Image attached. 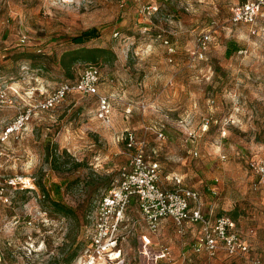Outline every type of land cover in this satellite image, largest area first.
Returning <instances> with one entry per match:
<instances>
[{"label": "rangeland", "instance_id": "rangeland-1", "mask_svg": "<svg viewBox=\"0 0 264 264\" xmlns=\"http://www.w3.org/2000/svg\"><path fill=\"white\" fill-rule=\"evenodd\" d=\"M240 1L0 0V129L60 80L79 76L85 63L75 64L70 77L53 60L74 46L67 36L96 26L99 34L87 44L115 53L98 62V90L112 108L109 123L96 115L95 94L74 91L54 108L34 112L18 137L3 144L0 179L29 175L35 187L13 188L9 201L0 200V264H61L85 246L93 204L133 151L124 139L130 129L144 139L162 174L183 173L184 183L199 190L214 212L231 216L244 232L253 228L252 249L264 258V184H256L249 166L251 158H264V12L252 33L247 24L229 21L231 5ZM145 2L159 9L144 15L139 8ZM203 31L211 40L199 58L194 50ZM230 40L238 49L226 55ZM37 180L49 199L60 198L74 214L51 211ZM43 210L54 223L44 221ZM125 217L122 230L136 220L121 243L128 261L147 264L144 251L152 254L157 246L151 242L158 241L176 259L187 253L185 264L212 262L195 255L191 236L175 226L149 233L136 202ZM217 264L252 263L222 255Z\"/></svg>", "mask_w": 264, "mask_h": 264}, {"label": "built area", "instance_id": "built-area-1", "mask_svg": "<svg viewBox=\"0 0 264 264\" xmlns=\"http://www.w3.org/2000/svg\"><path fill=\"white\" fill-rule=\"evenodd\" d=\"M60 1L69 4L76 0ZM157 10L158 5L153 2H145L139 8L140 13L148 16ZM263 12L264 0L236 2L230 7L229 21L247 24L250 31L255 33L256 20ZM210 40V31L200 33L196 38L194 55L196 54L199 58L204 57ZM21 41H24V38H21ZM164 42L167 43L168 40L166 39ZM168 48L172 50V47L168 46ZM99 80V66L86 65L76 79L62 80L41 98L27 103L0 129V154L3 153V144L10 138L18 137L20 130L34 112L54 108L70 92L95 94L96 115L103 122L109 123L112 108L109 97L98 90ZM204 125L205 128L207 120ZM156 134L164 137V133L158 128ZM124 139L126 145L133 148V151L129 154L127 162L120 166L115 182L95 204L91 223L85 230L88 238L87 245L72 262L62 264H99L100 260H104L108 264H126L127 258L122 252L121 243L133 232L136 220L132 222V226L125 230H122L121 226L133 198L145 228L150 233H157L162 218L170 217L177 232L180 233L184 232L187 224H197L199 233L192 247L195 251H204L208 257H214L220 248L228 255H242L249 251V242L234 229L233 221L229 215L225 213L205 214L198 191L189 186L167 187L163 185L159 161L146 158L143 153L144 139H138L131 129L126 131ZM249 166L257 177L256 184H264V158H251ZM16 187L34 188V178L21 174L2 176L0 179V200L2 202L9 201L8 190ZM42 214L44 221L47 219L50 223H54V220L47 216L46 210H43ZM26 222L36 226L31 219ZM141 237L145 243L144 238L146 239V237L143 235ZM144 253L147 255L146 249ZM154 254L163 259L165 264H171V253L167 245L157 247ZM252 262L261 264L259 257L252 258Z\"/></svg>", "mask_w": 264, "mask_h": 264}, {"label": "trees", "instance_id": "trees-1", "mask_svg": "<svg viewBox=\"0 0 264 264\" xmlns=\"http://www.w3.org/2000/svg\"><path fill=\"white\" fill-rule=\"evenodd\" d=\"M244 1V0H243ZM159 9V7H158ZM99 34V30L96 26H90L85 29H83L81 32L77 34H72L67 36V39L74 44L73 47L64 49L58 57H54L57 63L59 64V67L62 69L63 72H65L68 76L73 77L74 76V66L77 63H85V65H97L99 66L98 62L99 60L103 61H111L113 57H115V53L104 46H98V45H88L87 42L91 40L92 38L97 37ZM238 49V44L235 41H228L225 54L230 55L234 51ZM28 56H33L34 54H31ZM58 58V60H57ZM34 65V63L32 64ZM39 68L46 66V64L42 62H38ZM74 80L76 78H65L63 80ZM62 81V80H60ZM59 81V82H60ZM38 187L43 191V195L47 196L49 204L51 205L52 210L56 213H62L65 215H73L75 212V209L68 205L67 203L63 202L60 198H50L48 194V188L45 187V185L40 181L37 180ZM110 186H106L104 188L103 192L97 197V200L101 197V195L109 188ZM55 189L58 192L60 189V186L58 184H55ZM96 200V202H97ZM95 202V204H96ZM95 204H93V208L95 207ZM43 224V222H42ZM88 242V238H87ZM87 242L85 246L87 245ZM85 246L78 252V253H71L67 256L66 260L63 263H70L75 258H77L85 248ZM62 264V263H61ZM126 264H135L133 262H130L127 260Z\"/></svg>", "mask_w": 264, "mask_h": 264}, {"label": "crops", "instance_id": "crops-1", "mask_svg": "<svg viewBox=\"0 0 264 264\" xmlns=\"http://www.w3.org/2000/svg\"><path fill=\"white\" fill-rule=\"evenodd\" d=\"M143 150H144V148H143ZM143 153H144V155H145L146 158L154 159V158L151 157L150 154H147V152H145V150L143 151ZM159 171L161 173L162 179L163 178L166 179L165 180L166 182L163 185H165L167 187H174L176 185L189 186L186 183H184V181H183V173H181V172H175V171H170V172H167L166 174H162L161 168H159ZM189 187L197 190L196 188H194L192 186H189ZM197 191L199 193V198H200V201L202 203V210H203V212L205 214H207V215H213L215 213H219V212H214L213 211V205L210 202L208 203V201L203 200L200 191L199 190H197ZM132 202H135V199L134 198L131 200L130 203H132ZM230 218L233 221L234 229L236 231L240 232V234L249 242V245H250L249 251L246 252V253H244V254H242V255H228L222 248L218 249V251H217V253H216V255L214 257H208L205 254V252L202 251V250L195 251L192 246H193V243L195 242L196 237H197V235L199 233V229H198L197 224H187L185 226L184 232L183 233H180L179 232V233L182 234V235L183 234H189L191 236V250H192V252L195 255H199V256H202V257L209 258V259H213L212 262L209 261V262H206V263H203V264H217L218 263V258H220L222 255L225 256V257H228V258H230L232 260H240V259H243L244 261L249 262V263H252V264H255V263L252 262V258L259 257L260 260H261V264L264 263V258H262V256H260L257 252H255L252 249V246H251V237L254 235V229L253 228H249L248 230H246L244 232L243 230H240L237 227L234 219L231 216H230ZM171 226L174 227V223H173L172 219L170 217H164V218H162V220L160 222V227H159L158 232H160L161 230H164V229L167 230ZM138 236L140 238H142L141 237L142 236L141 233H139ZM149 239L151 240L150 235H149V237H147V242L149 241ZM151 243H153V245H156L157 247H159L161 245H166V244H159L158 241L157 242L156 241H153ZM156 248L155 247H153V248L151 247V252H153V253L152 254L147 253V255H148V256H146V259L148 260L147 264H160V263L165 264V262H164L163 259L158 258V257L155 256L154 252H155V249ZM169 249H170L171 258H172L171 264H176V262H178V264L179 263H182V264L188 263V262H186V260L188 259V254L187 253L181 252V254H179V257H178L179 259H176L174 253L172 252V249L170 247H169Z\"/></svg>", "mask_w": 264, "mask_h": 264}]
</instances>
